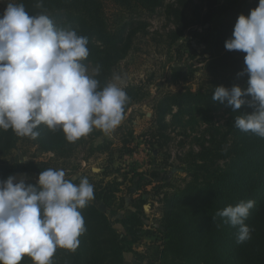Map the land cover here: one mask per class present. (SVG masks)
<instances>
[{
    "label": "trees",
    "instance_id": "16d2710c",
    "mask_svg": "<svg viewBox=\"0 0 264 264\" xmlns=\"http://www.w3.org/2000/svg\"><path fill=\"white\" fill-rule=\"evenodd\" d=\"M111 1L127 11L143 10L149 13L164 2ZM38 2L40 0H13L12 3H22L29 15L45 13L57 27H71L78 35L86 36L89 56L83 63H91L94 69L100 66L99 75L95 78L99 80L101 88L111 82L115 67L127 57L131 49L133 35L140 22L117 18L111 24L105 0H42V6L36 7ZM180 3V6L168 8V13L180 27L174 39L178 40L183 36V31L192 25L204 29V42L211 51L204 66L209 72L208 80L196 91L186 89L160 95L154 104L157 126L145 132L143 139L148 145L163 149L170 140L166 132L170 124L183 126L187 117V121L194 124L197 115L202 117L218 109L228 111L229 116L225 128L209 132V138L203 139L199 150L190 151L182 159V169L191 179L184 188L163 199L161 252L172 255L174 264H264V138L234 127L235 116L252 113L255 107L245 103L234 112L226 103L212 100L213 91L219 85L247 87L248 74L238 75L246 67V53L226 50L224 45L232 36L238 16L249 15L259 0H201L200 5L191 6V18L186 15L189 9L187 1L181 0ZM3 11L0 9V14ZM123 89L129 98L125 105V116L131 106L146 95V90L141 85H127ZM245 100L251 101L252 97L247 95ZM169 115L171 123L167 120ZM118 129L125 132L122 124ZM35 130L39 135L32 139L42 150L59 151L67 155L75 148L76 141H67L59 128L52 131L41 124ZM28 138L17 136L11 129H0V180L13 173L39 175L41 171L53 168L46 162L32 160L12 164L3 162V158L9 156L20 141ZM133 138V130L122 134L124 147H129ZM106 142L107 146L98 143L93 144L91 149L105 151L112 143ZM131 151L128 149L125 152ZM125 175L122 181L101 179L94 182L84 174L79 178H65L78 184L82 177H87L94 187V199L80 209L87 230L78 238V248L69 251L58 247L52 257V264H129V253L138 254L134 246L141 240L143 202H135V210L115 220L107 212L128 181V175ZM140 175L133 178L134 190L131 193L139 192L152 183L151 179ZM152 177H158V173L153 172ZM36 181L33 178L25 180L31 184ZM241 200H253L255 206L245 220L252 230L251 238L237 244V228L224 223L223 218L217 217L216 213ZM124 204L125 200L121 199L119 207L122 208ZM29 259V256L24 255L19 264H27ZM143 260L142 257L139 259L141 264Z\"/></svg>",
    "mask_w": 264,
    "mask_h": 264
},
{
    "label": "clouds",
    "instance_id": "9594fccd",
    "mask_svg": "<svg viewBox=\"0 0 264 264\" xmlns=\"http://www.w3.org/2000/svg\"><path fill=\"white\" fill-rule=\"evenodd\" d=\"M41 6L42 0L36 7ZM87 44L86 36L57 27L47 14L29 15L22 3L8 2L0 14V129L35 139V129L44 124L52 131L61 129L69 142L94 129L106 135L114 131L129 98L118 74L102 88L95 78L100 66L88 74L83 63ZM224 46L246 53V67L238 75L248 74L247 87L219 85L212 100L234 112L245 103L254 106L252 113L235 116L234 127L264 138V0L249 15L238 16ZM65 175L48 168L35 184L13 175L0 180V264H19L24 255L35 264H52L58 247L78 248V238L87 230L80 209L94 199V187L87 177L77 184ZM254 206L253 200H241L216 213L237 228V244L251 238L245 220Z\"/></svg>",
    "mask_w": 264,
    "mask_h": 264
},
{
    "label": "rangeland",
    "instance_id": "374dc122",
    "mask_svg": "<svg viewBox=\"0 0 264 264\" xmlns=\"http://www.w3.org/2000/svg\"><path fill=\"white\" fill-rule=\"evenodd\" d=\"M181 0H164L163 5L154 12L143 10L127 11L117 6L111 0H105L108 20L114 24L117 18L123 20H138L140 24L134 32L131 49L114 69V74L121 77L119 84L141 85L146 95L133 104L128 110L122 125L125 132L118 127L110 134L94 129L91 133L76 140L75 148L69 154L48 152L42 150L32 138L20 141L11 154L3 158L6 164H12L26 159L35 162H46L54 169L65 171V178H75L85 175L94 182L122 181L127 174L128 181L118 194V199L112 208L107 210L112 219L135 210V202H143V226L140 229L141 240L134 246L135 252L129 253L127 263L141 264H174L172 255L163 254V239L161 220L163 216V199L166 195L174 194L190 181L191 177L182 167V159L192 150H199L203 139L209 138V132L225 128L229 112L224 109L212 110L205 115H197V122L191 124L188 117L183 126L170 124L167 134L170 137L163 149L145 142L144 133L156 128L154 104L157 98L166 92L179 90H198L205 85L209 72L205 69L206 60L211 51L204 42L205 31L198 25H192L183 31V36L174 39L176 30L180 29L174 18L168 13L170 6H180ZM189 9L186 15L191 18V6L201 4V0H186ZM8 2L0 0V9L5 10ZM88 74L92 75L94 67L84 63ZM112 81V80H111ZM171 123V115L167 117ZM133 130L134 138L129 147H124L122 134ZM143 135V136H142ZM112 142L105 151H93L92 145ZM128 149L131 153H126ZM157 172L158 177H152ZM109 173L107 176L106 174ZM141 174V175H140ZM18 181L38 178V174L22 172L10 174ZM151 179L152 183L139 192L134 190L133 178L137 176ZM15 182V181H14ZM129 186V187H128ZM132 188V189H130ZM121 199L124 206L119 207ZM147 206V208H146ZM150 233H146V232ZM27 264H35L31 257Z\"/></svg>",
    "mask_w": 264,
    "mask_h": 264
},
{
    "label": "water",
    "instance_id": "95a60500",
    "mask_svg": "<svg viewBox=\"0 0 264 264\" xmlns=\"http://www.w3.org/2000/svg\"><path fill=\"white\" fill-rule=\"evenodd\" d=\"M146 208H147V206H146Z\"/></svg>",
    "mask_w": 264,
    "mask_h": 264
}]
</instances>
